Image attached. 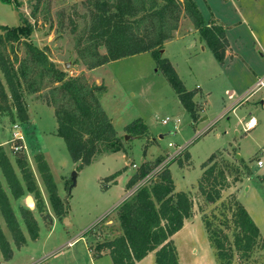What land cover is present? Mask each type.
Listing matches in <instances>:
<instances>
[{
    "label": "rangeland",
    "instance_id": "obj_1",
    "mask_svg": "<svg viewBox=\"0 0 264 264\" xmlns=\"http://www.w3.org/2000/svg\"><path fill=\"white\" fill-rule=\"evenodd\" d=\"M21 1L20 11L34 24L31 41L45 49L55 65L67 76L82 74L89 83L106 86L100 103L129 150L126 173L131 174L144 160L154 163L162 159L158 169L172 158L178 159L170 165L175 188L189 190L195 215L190 223L193 237L178 240L183 264H218L216 249L209 241L210 233L213 240L215 237L222 240L225 249L232 253L230 264H264V155H261L264 104L260 103L264 101V0H210L212 10L227 24L230 48L223 62H218L209 49L205 52L190 49L191 55L187 57L181 47L172 45L173 50L170 48L183 82L192 88L198 84L201 86L198 91L206 94L203 101L206 109L203 111L202 102L196 106L193 124L150 52L126 56L92 69L82 62L76 42L87 33L91 9L88 0H41L35 17H31V5L35 0ZM0 24H19L14 8L1 2ZM98 50L105 53L102 46ZM17 54L22 57L23 49ZM259 78L263 80V86L255 89ZM53 85L45 81L39 92L24 93L28 113L25 123L13 122L9 113H0V145L19 177L21 173L16 160L27 161L40 184L38 188L44 203V211L40 213L35 207L34 194L26 192L21 198L14 199L0 171V180L27 238L25 245L17 247L5 224L2 229L13 255L10 260H4L0 251V264H112L107 253L94 257V248L121 232L117 206L113 208V205L120 196L125 174L117 176V187L106 188L110 182H106L105 177L121 169L124 161L107 156L99 162L97 158L101 154L95 157L94 164L76 169L64 140L52 132L57 123L53 107L45 103V95ZM202 115L206 119H201ZM251 117L256 123L248 128ZM137 118L148 126L147 132L125 138L124 126ZM164 119L167 121L163 122ZM15 129L22 132L26 142V149L17 152L12 149ZM36 153L44 155L58 194L67 201L63 217L54 214L47 191L41 188L43 185L34 161ZM212 153L216 154L218 167L227 176L228 186L222 189L218 200L210 203L198 184L202 176L201 164ZM258 158L263 162L260 166L256 164ZM133 162L139 164L133 166ZM73 170L77 171L76 184L69 190L68 180ZM96 174L102 177L96 179ZM134 187L128 189L127 194ZM204 187L210 189L206 183ZM29 197L33 205H30ZM235 201L248 209L260 230V239L248 256L233 248L235 228L231 215ZM20 206L31 209L38 222L39 235L35 241L28 237ZM205 221L209 224L208 229ZM69 242L72 244L68 245Z\"/></svg>",
    "mask_w": 264,
    "mask_h": 264
},
{
    "label": "trees",
    "instance_id": "obj_2",
    "mask_svg": "<svg viewBox=\"0 0 264 264\" xmlns=\"http://www.w3.org/2000/svg\"><path fill=\"white\" fill-rule=\"evenodd\" d=\"M0 2L12 6L19 18V24L15 26L0 24V113H9L13 122L25 123L28 113L24 93L39 92L48 81L54 85L48 89L45 103L53 107L57 123L55 134L64 140L77 170L91 164L97 155L117 151L128 155L129 150L123 145L121 136L100 103L106 86L89 83L82 74L67 76L45 49L31 41L34 24L20 11L22 1ZM40 4L41 0H35L31 5V17H35ZM88 5L91 9L87 33L85 38L76 42L82 62L92 69L126 56L150 52L183 107L195 119L194 91L186 89L171 62L161 52L164 43L178 28L180 18L185 15L221 63L229 48L226 26L213 16L206 20L195 0H88ZM101 46L105 48V53L99 52ZM21 48L24 52L22 57L17 54ZM124 130L127 135L137 137L146 133L148 126L137 118L126 124ZM177 160L172 158L158 169L156 167L162 159L154 163L145 160L135 168L125 189L135 187L116 207L121 232L97 244L94 257L107 253L112 264H136L154 251L156 264H180L172 237L182 228L184 220L192 215L193 203L189 192L175 189L169 167ZM34 161L54 214L63 217L67 201L58 194L49 164L42 153H36ZM16 163L21 177L0 145V171L9 194L14 199L21 198L26 192L34 194L35 207L42 213L44 203L34 174L25 159L18 158ZM201 165L202 176L198 187L207 202L213 203L221 197L222 189L228 186L227 176L218 167L215 153ZM120 173V170L111 173L105 181L114 183ZM68 182L71 183L70 180ZM204 183L210 189L206 190ZM8 192L0 180V214L14 244L21 247L26 244L27 238L20 228ZM19 211L29 239L35 241L39 225L32 210L20 206ZM231 218L235 228L233 248L248 256L260 239V230L239 201L234 202ZM205 226L209 228L208 222ZM212 236L210 233L209 241L216 249V261L218 264H230L232 253L225 249L222 240L217 237L213 240ZM224 238L227 237L224 235ZM0 251L4 260L12 258L13 250L1 225Z\"/></svg>",
    "mask_w": 264,
    "mask_h": 264
},
{
    "label": "crops",
    "instance_id": "obj_3",
    "mask_svg": "<svg viewBox=\"0 0 264 264\" xmlns=\"http://www.w3.org/2000/svg\"><path fill=\"white\" fill-rule=\"evenodd\" d=\"M200 12L202 13L203 17L208 20L211 16H213L216 20H218L219 22H221L224 26H226L227 24L224 23V21L212 10L211 8V4H210V0H195ZM209 13V14H207ZM227 27V26H226ZM227 32V29L225 28V34ZM227 37V35H226ZM229 43V41H228ZM172 45H177V48L178 47H181V49L183 50V53L185 54V56L187 57H190L191 53L190 51L193 49V48H197L199 49L201 52H205L208 48V46L206 45V43L204 42V40L201 38L199 32L193 27V24L192 22L188 19V18H184V16L182 15V17L180 18V22H179V25H178V28L174 31L173 33V36L171 39L167 40L165 43H164V47L162 49V56H165L168 58V60L171 62L172 66L174 67V69L176 70V72L178 73L179 77L181 78L182 82H183V77H182V74L180 73V71L178 70V62L177 60H174V54L173 52H170V48L173 50L172 48ZM230 48V47H229ZM229 48L226 52V54L228 53L229 51ZM191 49V50H190ZM196 49V50H197ZM195 50V51H196ZM210 50V49H209ZM194 51V52H195ZM187 54V55H186ZM104 65V64H103ZM100 67V66H99ZM184 83V82H183ZM184 86L186 87L187 90H192L194 91V96H193V102L195 103V105H199L201 104L202 102V105H203V111H205L206 107H205V103L203 101L204 100V97H205V92H202L200 93L198 90L201 89V86H199L198 84L195 85V88H192V87H187V85L184 83ZM263 86V85H262ZM260 86V87H262ZM258 87V88H260ZM256 88L255 86V89H258ZM231 92L229 91V94ZM177 95V94H176ZM178 98V96H177ZM181 103V102H180ZM261 105L264 104V101L261 100L260 101ZM200 108V107H199ZM235 108V106L231 109L233 110ZM197 113V111H196ZM253 118V117H252ZM201 119H206L205 116L202 115V118ZM192 120V124H193V119L191 118ZM178 121V120H177ZM201 122V121H200ZM256 123V121H255ZM198 124V123H197ZM195 124V125H197ZM57 127V125H56ZM56 127H55V130H53L52 132L53 133H56ZM175 128V127H174ZM2 142V141H1ZM0 142V144H2ZM26 144V142H25ZM213 154V153H212ZM107 156H114V158L116 159H119V160H123V164L121 166V169H118L121 171V173L118 175L119 176H123V173L125 174L124 178L122 179V184H123V187H121V192H120V196H118V200L114 203L113 205V208L116 207L127 195V190L125 189V185L128 181V179L130 178V176L134 173L131 172V174L129 173H126L128 170H127V163L130 162V157L127 155V154H124L122 151H117V152H113V153H106V154H103L101 156H99L97 158V160L99 162H102ZM96 159L93 160V162L90 165L94 164L95 161H97ZM145 161V160H144ZM150 161V160H148ZM133 164H136L138 165L139 163H134ZM73 165H75V163L73 162ZM170 169V167H169ZM135 170V169H134ZM117 171V170H116ZM171 172V171H170ZM172 175V174H171ZM62 176H65L62 175ZM102 176H100L99 174H96L95 178L98 179V178H101ZM41 179V178H40ZM42 182V180H41ZM119 179L115 180L114 183H111L109 185L106 186V188L108 186H112L114 185L115 187H117L119 184ZM37 184L38 186H40L39 182L37 181ZM43 186L41 187L42 190L44 188V184L43 182L41 183ZM57 186V185H56ZM176 189V188H175ZM43 190V191H44ZM46 191V190H45ZM191 191V190H190ZM186 192H189L186 191ZM248 210V209H247ZM194 209L192 208V216L188 217L187 219L184 220V224L182 226V228L177 231L174 235H173V240L175 242V245L178 249V255H179V260H180V264H183V262L181 261V254H180V243L178 242L179 238H180V242L185 240L186 238L189 237V239L191 237H193V231L192 229L190 228V223H191V220L193 219L194 217ZM3 219V218H2ZM0 219V224L3 228V226L5 225V222L4 220ZM154 260V261H153ZM152 262L155 263V252L154 251H151L149 252L144 258H142L141 260L137 261L136 264H152Z\"/></svg>",
    "mask_w": 264,
    "mask_h": 264
},
{
    "label": "built area",
    "instance_id": "obj_4",
    "mask_svg": "<svg viewBox=\"0 0 264 264\" xmlns=\"http://www.w3.org/2000/svg\"><path fill=\"white\" fill-rule=\"evenodd\" d=\"M262 85H263V80L259 78L258 81L256 82V88H258V87H260ZM253 120H254V118H252V117L249 119V121L247 123V127L248 128L253 127V125H254ZM166 121H167V119L163 120V122H166ZM177 123H178V121H176L175 124H174L175 128L177 127ZM17 126H18V124L15 125V127H17ZM13 140H14L15 143L16 142H19V143L21 142L20 144H17V143L13 144L12 149L14 150V152L20 151L22 149H26L25 139H24V136H23V134H22V132L20 130L15 129V131L13 132ZM261 155H264V147L261 148ZM262 163L263 162H262V160L260 158H258L256 160V164L258 166L262 165ZM133 166H135V164H133ZM71 244H72V242L68 243V245H71Z\"/></svg>",
    "mask_w": 264,
    "mask_h": 264
},
{
    "label": "water",
    "instance_id": "obj_5",
    "mask_svg": "<svg viewBox=\"0 0 264 264\" xmlns=\"http://www.w3.org/2000/svg\"><path fill=\"white\" fill-rule=\"evenodd\" d=\"M129 135H126L125 138H127ZM76 177H77V171L73 170L71 173V177H70V185H69V190L72 189V187L76 184ZM29 201V198H28ZM30 205H33L32 201L30 200ZM67 221V220H66Z\"/></svg>",
    "mask_w": 264,
    "mask_h": 264
},
{
    "label": "bare ground",
    "instance_id": "obj_6",
    "mask_svg": "<svg viewBox=\"0 0 264 264\" xmlns=\"http://www.w3.org/2000/svg\"><path fill=\"white\" fill-rule=\"evenodd\" d=\"M253 123H255V119L253 120ZM29 200H32V199L29 197Z\"/></svg>",
    "mask_w": 264,
    "mask_h": 264
}]
</instances>
